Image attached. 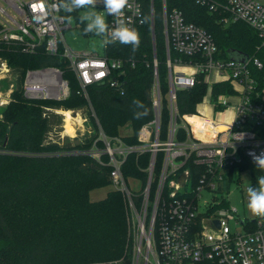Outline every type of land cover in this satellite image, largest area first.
<instances>
[{
  "label": "built area",
  "instance_id": "obj_1",
  "mask_svg": "<svg viewBox=\"0 0 264 264\" xmlns=\"http://www.w3.org/2000/svg\"><path fill=\"white\" fill-rule=\"evenodd\" d=\"M151 1L153 4L154 0ZM195 1L211 11L221 9L226 14L223 19L225 23L243 22L255 31L261 41L258 49L263 57L253 61L258 68H264L262 0H226L223 4L210 0ZM63 2L0 0V46L18 44L23 51L33 52L37 46L45 44L46 51L53 56L62 47L61 54L69 61L85 93L87 86L93 84L108 83L111 87H120L124 73L122 60L104 54L73 51L66 45L63 34L72 26L69 18L63 15ZM96 8L105 9L103 0H97ZM124 14L131 21V27L138 30L143 25L140 0H129ZM162 14L168 70L167 94L161 91L155 49L152 86L154 118L142 127L138 137L140 144L126 147L120 139H115L112 144L101 131L100 139L105 142L106 148L101 151L93 147L88 152L99 162L101 155H109L111 184L126 198L133 222L131 233L134 247L128 260L123 258L90 264H264V216H255L247 208V189L254 185L250 180L243 189L242 172H230L232 166L244 160L256 166L253 157L264 155V133L255 130L256 127H264V94L255 91V80L248 68L251 60L242 63L218 58V47L211 35L205 29L187 23L182 11L173 9L168 12L166 0H162ZM107 23L109 29L114 27V18L108 16ZM106 47L104 45V49ZM172 53L181 57L173 58ZM182 56L193 60L184 61ZM8 76H13L12 67L0 57V82ZM200 76L204 77L209 89L214 84L230 82L234 95H221L213 101L209 94L204 100H208L215 113L223 115L226 114L229 100L237 98L232 118L216 120L199 112L179 115L178 92L194 87ZM23 88L25 96L32 100H63L69 96L68 82L57 68L28 70ZM13 90L14 84H10L5 97L0 93V108L9 103ZM164 100L170 112V121L168 139L161 141ZM49 110L65 117L62 130L58 134H49V141L52 142L68 137L74 140L77 137L76 128L79 130L82 123L88 121L81 117L82 122H74V134L71 135L66 131L63 110ZM179 128L186 132L185 141L177 140ZM133 151L151 152L148 180L141 192L132 191L122 174L127 155ZM159 152L165 156L156 190L151 197ZM193 153L196 156H191ZM190 157L205 168L199 184L193 188L188 186L190 170L182 169ZM233 186L240 190L245 216H241L237 206L231 205ZM239 226L242 231L238 230Z\"/></svg>",
  "mask_w": 264,
  "mask_h": 264
},
{
  "label": "trees",
  "instance_id": "obj_2",
  "mask_svg": "<svg viewBox=\"0 0 264 264\" xmlns=\"http://www.w3.org/2000/svg\"><path fill=\"white\" fill-rule=\"evenodd\" d=\"M210 1L223 4L226 0ZM140 2L147 22L137 30L141 38L139 48L133 51L130 44L114 43L104 49L105 56L124 62L122 84L117 88L108 83L93 84L87 86L86 95L69 61L61 54L62 47L53 56L48 54L45 44L37 46L33 52L23 51L18 44L0 46V57L8 61L15 78L10 101L0 108V264H90L129 259L127 210L122 192L111 190L98 201L90 198L91 192L111 184L109 155H101L99 162L88 152L93 147L101 151L106 148L100 139L101 131L112 144L115 139H120L126 147L138 146L142 127L154 118L152 23L161 91L164 95L168 92L162 0H154L153 4L151 0ZM166 2L168 12L182 11L187 23L199 26L211 35L218 47V58L231 59L230 51L247 56L251 60L248 68L255 80V91L264 94V68H258L253 61L263 57L258 49L261 41L255 31L243 22L225 23L226 14L221 9L211 11L195 0ZM63 15L66 18L77 16L78 9L71 13L64 11ZM85 26L83 23L84 34ZM172 57L181 56L172 53ZM182 58L193 60L186 56ZM44 68L61 70L69 85L67 98L32 100L25 96L26 72ZM209 94L215 101L221 95H234L235 91L230 82L217 83L209 89L204 77L200 76L194 87L178 92L179 115L197 113L198 105ZM163 104L160 140L166 141L170 112L166 100ZM49 109L85 112L91 121V129L80 140L49 141V134H58L63 126L61 116ZM125 127L130 133L122 135L121 130ZM255 130L264 133V127ZM177 140H186L183 128L177 130ZM127 156L122 166L125 180H138L145 187L151 152L133 151ZM164 156L159 152L156 157L151 197L157 187ZM182 169L190 170V188L199 184L205 170L193 157ZM237 170L250 171L254 187H258V178L264 176V169L248 160L230 168L233 174Z\"/></svg>",
  "mask_w": 264,
  "mask_h": 264
},
{
  "label": "rangeland",
  "instance_id": "obj_3",
  "mask_svg": "<svg viewBox=\"0 0 264 264\" xmlns=\"http://www.w3.org/2000/svg\"><path fill=\"white\" fill-rule=\"evenodd\" d=\"M262 2L264 3V0H262ZM96 10L97 11H104L105 9L96 8ZM85 11H86L85 9H78V15L77 16L71 15L69 17L68 22H69V24H71L72 28L64 31V34H63L64 41H65L66 45L73 51L93 52V53H97V54L102 56L104 54V44L102 42V38L98 37L94 34H87L86 35L83 33V29H82L83 23L81 22L80 17L84 14ZM100 14L105 15L106 22H107L108 21L107 14L103 13V12H101ZM14 83H15L14 76H8L5 80H2L0 82V93H2V97L6 96V93L8 92V90L10 88V84H14ZM229 102H230V104L227 107V111H226L225 116H219L218 113H214L211 109V105L209 104L208 100H204L203 103L198 105L197 112H199V113L204 112L208 117L215 118L216 120L217 119H229L231 117V112L235 109V106L237 105V98H231L229 100ZM63 112L64 113L65 112L70 113L71 117L73 118L71 120L72 123L82 122L80 119L81 117L87 118L86 113L81 112L79 110H74V109L63 110ZM60 116H61V118L63 120V124H64L65 123L64 122L65 117L63 115H60ZM73 127H74V125H73ZM89 129H91V121L89 122V120H88L86 123H82V126L80 127L79 130L76 128L77 137L75 138V140L76 139L80 140L82 138V136ZM129 133H130V130L127 127L123 128L121 130L122 135H126ZM68 134H70V133H68ZM73 134H74V130H73V133L71 135H73ZM68 138L70 140H72V137H68ZM250 180H251V175L249 172H242L241 173V186L243 187V189L249 184ZM128 186L130 187V189L132 191H137V190L143 191L146 187V186L142 187L141 182L135 181L132 178L128 180ZM111 190H116L112 184H110V186H108L106 188L94 190L93 192H91L90 198L92 201H98L100 199H104L107 196L108 192H110ZM123 196H124V194H123ZM123 198H124V201L126 203V210H127L128 239H129L128 246H127V254L129 256L133 250V247H134V241L132 239V233H131L133 231V222L131 219V215L129 213L128 204H127L125 196ZM230 202H231V205L237 206L239 208V210L241 211V216H245L244 215V207H243L242 202H241V193H240V190L237 189L235 186H233V188H232V194L230 195ZM232 229L235 231V227L233 225H232ZM238 230L242 231L243 229L241 226H239ZM151 260H154V258L151 257Z\"/></svg>",
  "mask_w": 264,
  "mask_h": 264
},
{
  "label": "clouds",
  "instance_id": "obj_4",
  "mask_svg": "<svg viewBox=\"0 0 264 264\" xmlns=\"http://www.w3.org/2000/svg\"><path fill=\"white\" fill-rule=\"evenodd\" d=\"M97 0H64L62 7L66 12L71 13L77 9L86 11L80 17L82 23H85L84 32L92 33L102 38L105 46L119 42L124 45H132L133 51L139 48L141 38L134 27H131V21L125 18L124 9L129 6V0H103L104 11L96 10ZM114 18V27L109 29L105 15ZM147 18H143L141 23H146ZM256 167L264 169V155L254 156ZM247 208L255 216H264V176L258 178V187H249L247 189Z\"/></svg>",
  "mask_w": 264,
  "mask_h": 264
},
{
  "label": "water",
  "instance_id": "obj_5",
  "mask_svg": "<svg viewBox=\"0 0 264 264\" xmlns=\"http://www.w3.org/2000/svg\"><path fill=\"white\" fill-rule=\"evenodd\" d=\"M152 37H153V50L155 52L156 45H155V30H154V24L152 23ZM229 55L231 56V59L245 63L248 60V57L245 56L244 54H240L235 51H230ZM103 133V132H102ZM217 227H219L218 222H216Z\"/></svg>",
  "mask_w": 264,
  "mask_h": 264
},
{
  "label": "bare ground",
  "instance_id": "obj_6",
  "mask_svg": "<svg viewBox=\"0 0 264 264\" xmlns=\"http://www.w3.org/2000/svg\"><path fill=\"white\" fill-rule=\"evenodd\" d=\"M65 116H66V131L67 133L72 134L74 129H73V123L71 120L73 118L71 117L69 112H65Z\"/></svg>",
  "mask_w": 264,
  "mask_h": 264
},
{
  "label": "crops",
  "instance_id": "obj_7",
  "mask_svg": "<svg viewBox=\"0 0 264 264\" xmlns=\"http://www.w3.org/2000/svg\"><path fill=\"white\" fill-rule=\"evenodd\" d=\"M211 109H212V107H211ZM212 111L214 112V110L212 109ZM204 115H206L204 112H202ZM215 113V112H214ZM233 113H234V110L231 112V117L230 118H232V116H233ZM219 116H225L226 114H218ZM207 116V115H206Z\"/></svg>",
  "mask_w": 264,
  "mask_h": 264
}]
</instances>
